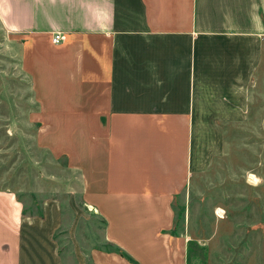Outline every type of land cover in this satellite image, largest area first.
Segmentation results:
<instances>
[{"label":"crops","instance_id":"crops-1","mask_svg":"<svg viewBox=\"0 0 264 264\" xmlns=\"http://www.w3.org/2000/svg\"><path fill=\"white\" fill-rule=\"evenodd\" d=\"M0 20L80 152L83 198L117 249L96 264H212L218 234L191 235L187 217L179 236L172 205L264 99V0H0ZM55 206L38 219L0 189V264H63Z\"/></svg>","mask_w":264,"mask_h":264},{"label":"rangeland","instance_id":"rangeland-1","mask_svg":"<svg viewBox=\"0 0 264 264\" xmlns=\"http://www.w3.org/2000/svg\"><path fill=\"white\" fill-rule=\"evenodd\" d=\"M38 82L33 67L20 59L17 35L0 20V189L14 191L25 212L38 219H45L47 208L56 204L61 219L53 239L61 261L96 264L100 252L117 249L107 240L103 214L83 198L80 152L67 149L64 126L54 120L53 94ZM261 98L252 105L250 124L226 127L230 155L217 160L208 178L196 183L198 188L189 194L187 189L188 204L172 205L179 236L187 217L191 235L207 240L218 234L212 241V264H264Z\"/></svg>","mask_w":264,"mask_h":264},{"label":"built area","instance_id":"built-area-1","mask_svg":"<svg viewBox=\"0 0 264 264\" xmlns=\"http://www.w3.org/2000/svg\"><path fill=\"white\" fill-rule=\"evenodd\" d=\"M66 37L63 34H56L53 38V42L55 44H61L63 41H65Z\"/></svg>","mask_w":264,"mask_h":264}]
</instances>
